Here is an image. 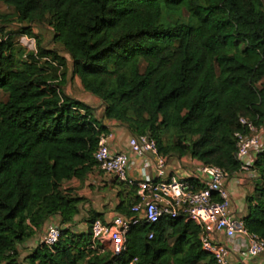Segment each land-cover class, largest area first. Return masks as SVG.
<instances>
[{"label":"trees","instance_id":"obj_1","mask_svg":"<svg viewBox=\"0 0 264 264\" xmlns=\"http://www.w3.org/2000/svg\"><path fill=\"white\" fill-rule=\"evenodd\" d=\"M5 2L38 43L25 55L13 35L0 39V264H217L202 249L200 227L185 217L134 228L119 257L89 248L102 215L89 213L87 239L75 231L85 199L64 184L95 171L108 127L66 94L67 57L47 50L31 25L54 29L74 75L110 121L152 137L165 158L190 156L234 179L242 169L241 119L264 125V0H74L68 9ZM263 157L243 220L264 240ZM124 187L128 198L117 212L131 216L140 198ZM56 217L60 242L52 250L39 244L23 262L20 247Z\"/></svg>","mask_w":264,"mask_h":264},{"label":"built area","instance_id":"obj_2","mask_svg":"<svg viewBox=\"0 0 264 264\" xmlns=\"http://www.w3.org/2000/svg\"><path fill=\"white\" fill-rule=\"evenodd\" d=\"M29 45L32 39H24ZM35 53L37 52L34 51ZM243 130L236 134V157L242 164L238 181L259 179L255 164L264 154V125H256L242 118ZM113 133L103 134L95 154L97 168L120 185L137 189L140 202L131 208V216L118 214L109 222L96 220L91 226L89 248L98 254L107 251L122 256L127 250V236L143 224L156 225L163 219L176 220L185 217L201 229L202 249L214 257L217 264H250L264 254V240L251 234L233 209V196L228 189L231 181L228 173L217 166L201 164L196 171L197 184L171 176L155 180L147 175L143 181L131 178L130 154L114 152L110 141ZM131 153L142 157L145 167H155L158 177L166 174L167 160L159 154L157 142L149 135L134 136L130 141ZM156 164L153 165V160ZM238 174V175H239ZM237 177V176H236ZM195 184V183H194ZM62 228L47 224L40 244L54 249L60 242ZM154 239V233L150 235ZM134 259L130 264H137Z\"/></svg>","mask_w":264,"mask_h":264},{"label":"crops","instance_id":"obj_3","mask_svg":"<svg viewBox=\"0 0 264 264\" xmlns=\"http://www.w3.org/2000/svg\"><path fill=\"white\" fill-rule=\"evenodd\" d=\"M90 98L92 99V97ZM77 100L91 106L94 109L95 118L98 120V122L108 127V133H113L114 136L110 141L112 150L114 152H127L130 154L131 163L129 174L131 178L140 182L146 179L147 175L151 176V178L155 180H166L171 176H175L189 182L197 183L196 171L202 164L200 161L190 156L183 158L166 157V174L158 177L155 173L156 170L154 166L145 167L142 157L131 153L130 141L134 135L128 130L126 126L116 121H110L107 118L106 108L100 99L97 98L92 103L89 102V99L84 100L77 98ZM156 160H153V165L156 164ZM238 176L241 175L239 174L234 179H231L228 184V189L233 196L234 211L239 217L245 218L248 215V207L246 205L245 196L243 195L241 189L243 188L244 190L248 188L247 184L250 183V180L244 183L242 180H237ZM64 188L74 189L76 195L85 199V201L80 206L81 215L89 217V213L94 211L103 216L102 221L104 222H109L114 218V216L120 214L117 212V208L123 201L127 200V194L129 193V191H124L127 189L126 187H124V189L120 187V184L116 183L112 178L102 173L97 167L95 171L84 181L73 179L69 182H66L64 184ZM60 220L61 219L59 217H56L49 223L59 224ZM85 224L87 225V223ZM75 231L79 234H86L89 232V230L86 232L81 230L78 231L77 227H75ZM28 247H30V245H28ZM30 248L29 252L31 251V254L33 249ZM250 264H264V254L259 258L253 259Z\"/></svg>","mask_w":264,"mask_h":264},{"label":"rangeland","instance_id":"obj_4","mask_svg":"<svg viewBox=\"0 0 264 264\" xmlns=\"http://www.w3.org/2000/svg\"><path fill=\"white\" fill-rule=\"evenodd\" d=\"M73 1L74 0H38L37 6L39 7V9H42L44 7L59 5L61 8L68 9L70 4ZM16 13L17 12H16V9L14 7L8 6L5 2V0H0V14L2 16L9 17L6 19L0 18V30H4V33H2V34L0 33V39L6 40L9 35H13L14 43L16 44V49L17 50L21 49L22 51H24L25 55H28V53H32V52L36 51L38 42H37V39L35 37L25 35L22 32L24 28L30 27V24L28 22H25V23L19 22ZM31 26L33 28L34 34L39 37V39L43 43V46L47 50L58 52L61 56L67 57V59L69 61L68 78H67V83L63 88L65 90L66 94H68L69 96H71L75 99H77V98L84 99V100L89 99L90 103H92L94 100H96L97 99L96 97L92 96L90 93L85 91L80 78L78 76L74 75L72 59L68 55L65 48L61 44L56 42V40H55L56 33H55L54 29L46 23H35ZM26 38L32 39L33 43H31L30 45L28 43H26V41L24 40ZM23 58L25 59L26 57H23ZM90 97H92V99ZM3 100L6 101V96H3ZM263 161H264V157H263ZM247 185H248V188H246L244 190L242 188L241 191H242L243 195L245 196L246 205L248 207L247 199L254 194L255 189H256V183H255V181L250 180V183ZM241 186H243V185H241ZM120 187H122L124 189L123 185H120ZM244 203H245V201H244ZM88 219H89V217L83 216L80 214V216L77 218V223L75 225V227H77L78 231L81 230V231L86 232L89 230L90 223H87ZM85 223H87V225ZM43 232L44 231L39 232L37 234V236L31 242L26 244V247H25V245L20 247L21 255H22L21 259L23 262H24V259L27 256H29V254L31 252V251L29 252V248L31 247L30 249L34 250L40 244L41 236H42ZM87 238H88V235L86 234L85 239H87ZM86 242H88V241H85V243ZM28 245H30V247H28Z\"/></svg>","mask_w":264,"mask_h":264},{"label":"water","instance_id":"obj_5","mask_svg":"<svg viewBox=\"0 0 264 264\" xmlns=\"http://www.w3.org/2000/svg\"><path fill=\"white\" fill-rule=\"evenodd\" d=\"M261 183V181H259V184Z\"/></svg>","mask_w":264,"mask_h":264}]
</instances>
